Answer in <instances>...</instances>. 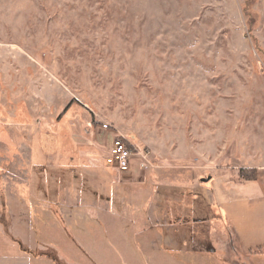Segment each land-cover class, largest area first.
Masks as SVG:
<instances>
[{"label": "rangeland", "instance_id": "rangeland-1", "mask_svg": "<svg viewBox=\"0 0 264 264\" xmlns=\"http://www.w3.org/2000/svg\"><path fill=\"white\" fill-rule=\"evenodd\" d=\"M120 135L154 166L106 167ZM21 221L58 264L218 263L227 229L264 264V0H0V264H56Z\"/></svg>", "mask_w": 264, "mask_h": 264}, {"label": "crops", "instance_id": "crops-1", "mask_svg": "<svg viewBox=\"0 0 264 264\" xmlns=\"http://www.w3.org/2000/svg\"><path fill=\"white\" fill-rule=\"evenodd\" d=\"M261 171H263V169H257V172L260 173ZM134 172V171H133ZM233 181V180H232ZM234 182V181H233ZM251 185L256 186L257 184L259 185V183L257 181H252L250 182ZM240 185H244V183H241ZM37 214V213H36ZM5 219L6 221H8V213H5ZM35 216V214H34ZM42 215L37 214V219H39V217ZM21 220V219H20ZM9 229L7 228V233H9ZM35 231V232H34ZM37 230H31L30 228H27L25 226V223L21 221V224H19V222H17V229L16 231H14V233L17 235V247L19 251H15V253H17L19 255V257L21 258L22 256H28V257H33L32 255H30L29 251H35V259H37L40 263V260H53L55 261L56 264H58L56 262L58 255H60L61 252V248L60 247L58 249L57 245L55 244V240H51V243H42V242H37L36 240V235H38L39 233L44 234L46 229L44 230H38V232H36ZM52 231V230H51ZM227 242L226 244H222L220 246H217L215 244V246L213 247V252L214 255H216L218 258L221 259L220 262H211V264H251L248 256L246 255L245 252H247L248 254L251 253V248H247L244 249L240 244H235V241L238 240L236 235H235V231L232 229H227ZM34 233V234H33ZM49 234V233H48ZM51 235V234H49ZM231 243V244H229ZM15 245V246H16ZM184 251V247L183 250L181 252ZM256 252V251H255ZM253 251V253H255ZM54 256V258L52 257ZM65 257V256H63ZM67 259V258H66ZM59 260V258H58ZM63 260L65 262V264H73V263H69L67 261H65L64 259H60V261ZM36 261V260H34ZM52 261V262H53ZM32 264V262H31ZM34 264V262H33ZM40 264H48V263H44L41 262Z\"/></svg>", "mask_w": 264, "mask_h": 264}, {"label": "built area", "instance_id": "built-area-1", "mask_svg": "<svg viewBox=\"0 0 264 264\" xmlns=\"http://www.w3.org/2000/svg\"><path fill=\"white\" fill-rule=\"evenodd\" d=\"M102 129L107 130L108 125H103ZM134 161L138 163L139 170L154 166L149 151L134 145L121 135L111 140L103 157V164L117 175L131 174Z\"/></svg>", "mask_w": 264, "mask_h": 264}, {"label": "trees", "instance_id": "trees-1", "mask_svg": "<svg viewBox=\"0 0 264 264\" xmlns=\"http://www.w3.org/2000/svg\"><path fill=\"white\" fill-rule=\"evenodd\" d=\"M246 180H251V179H248V178H247ZM252 181H253V180H252Z\"/></svg>", "mask_w": 264, "mask_h": 264}]
</instances>
